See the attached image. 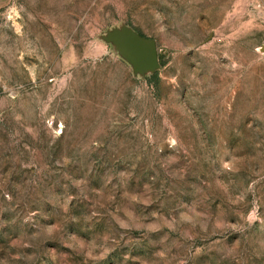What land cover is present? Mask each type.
<instances>
[{"label":"rangeland","instance_id":"obj_1","mask_svg":"<svg viewBox=\"0 0 264 264\" xmlns=\"http://www.w3.org/2000/svg\"><path fill=\"white\" fill-rule=\"evenodd\" d=\"M0 264H264V0H0Z\"/></svg>","mask_w":264,"mask_h":264},{"label":"water","instance_id":"obj_2","mask_svg":"<svg viewBox=\"0 0 264 264\" xmlns=\"http://www.w3.org/2000/svg\"><path fill=\"white\" fill-rule=\"evenodd\" d=\"M108 38L116 43L122 56L133 65L136 72H156L158 69L160 62L154 39L144 37L130 27L114 30Z\"/></svg>","mask_w":264,"mask_h":264}]
</instances>
